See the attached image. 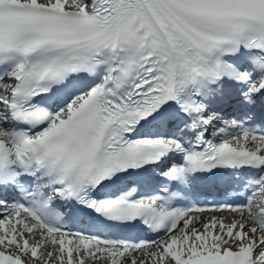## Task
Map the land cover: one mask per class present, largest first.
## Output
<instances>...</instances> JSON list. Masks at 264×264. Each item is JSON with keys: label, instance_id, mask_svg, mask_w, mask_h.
I'll use <instances>...</instances> for the list:
<instances>
[{"label": "snow or ice", "instance_id": "snow-or-ice-1", "mask_svg": "<svg viewBox=\"0 0 264 264\" xmlns=\"http://www.w3.org/2000/svg\"><path fill=\"white\" fill-rule=\"evenodd\" d=\"M0 264H264V0H0Z\"/></svg>", "mask_w": 264, "mask_h": 264}]
</instances>
